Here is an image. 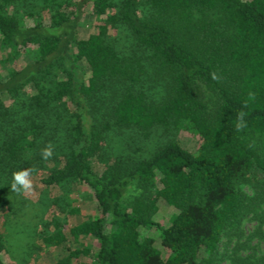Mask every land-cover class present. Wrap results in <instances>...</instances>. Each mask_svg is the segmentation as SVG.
Here are the masks:
<instances>
[{"label": "trees", "instance_id": "trees-1", "mask_svg": "<svg viewBox=\"0 0 264 264\" xmlns=\"http://www.w3.org/2000/svg\"><path fill=\"white\" fill-rule=\"evenodd\" d=\"M0 44L8 63L32 55L0 79L1 192L18 172H45V187L85 186L96 208L43 231L40 249L67 250L53 264L89 256L68 246L88 238L95 264H221L222 239L264 220V0H0ZM158 131L166 139L138 159L113 142L129 132L145 145ZM161 202L176 210L166 227L154 221ZM4 252L0 233V264Z\"/></svg>", "mask_w": 264, "mask_h": 264}, {"label": "rangeland", "instance_id": "rangeland-1", "mask_svg": "<svg viewBox=\"0 0 264 264\" xmlns=\"http://www.w3.org/2000/svg\"><path fill=\"white\" fill-rule=\"evenodd\" d=\"M94 22L95 19L88 13L82 18L78 24L80 38H85L92 31ZM24 23L31 26L33 22L30 19H25ZM108 33L111 41L121 50L123 49L124 53L133 47L123 30L113 28L109 29ZM5 58L0 44L1 80L7 77L10 70L29 63L32 55L28 53L12 63L6 62ZM200 95L208 104H211V100L214 99L211 93L203 89L200 90ZM113 135L115 134L113 133ZM129 137L135 142L130 141ZM133 137L129 132L119 134L117 138L113 137L117 148L123 147L124 152L130 153L133 159L147 155L157 144L166 139V135L161 131L156 132L151 141L145 145L142 142H137ZM179 143L188 151H195L197 147L196 140L185 134H180ZM126 145H129V148ZM94 168L97 172L102 170L101 166L97 164ZM46 175L45 172H38L36 175L28 176L31 187L27 190L20 189L12 192L7 190L6 193L4 190L2 192L0 190V233L5 242V252L3 253L5 263H55L61 257L66 256L67 250L65 247L40 249V238L43 231L52 232L53 220L59 221L65 227H70L95 216V204L90 191L85 186L70 184L63 187H45L41 180ZM244 191L251 193L247 187L244 188ZM66 205L79 209L80 214L67 218L63 211L67 210ZM158 208L154 221L166 227L176 214V210L162 202L158 204ZM258 217L264 218L261 211H259ZM144 235L155 240V245L161 251L163 258L168 255L167 251L162 248L159 235L155 230H146ZM68 246L72 249L84 247L90 250L89 256H80L78 264H95L97 243L94 239H83L79 244L70 242ZM218 260L221 264H264V220L260 222L249 217L242 223L238 236L224 237L219 247Z\"/></svg>", "mask_w": 264, "mask_h": 264}, {"label": "clouds", "instance_id": "clouds-1", "mask_svg": "<svg viewBox=\"0 0 264 264\" xmlns=\"http://www.w3.org/2000/svg\"><path fill=\"white\" fill-rule=\"evenodd\" d=\"M51 150H46L44 155L45 157H49L51 156ZM28 176H29V173L28 171H21V172H18L14 175V182L12 184V188L14 190H20V189H23V190H27L31 187V183L28 179Z\"/></svg>", "mask_w": 264, "mask_h": 264}]
</instances>
